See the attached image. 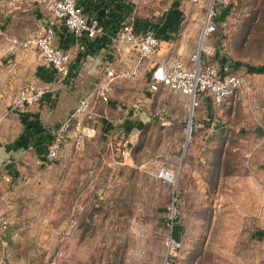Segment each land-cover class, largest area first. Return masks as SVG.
<instances>
[{
	"label": "rangeland",
	"instance_id": "374dc122",
	"mask_svg": "<svg viewBox=\"0 0 264 264\" xmlns=\"http://www.w3.org/2000/svg\"><path fill=\"white\" fill-rule=\"evenodd\" d=\"M47 1L0 0V75L22 52L39 55L13 40L43 24ZM122 1L125 20L149 30L183 7L175 37L185 36L188 60L212 0ZM217 5L215 53L203 59L245 75L252 90L191 108L180 91L149 89L157 64L146 58L94 120L71 130L55 161L27 157L11 181L0 179L10 219L0 264H264V0ZM162 166L173 181L158 175Z\"/></svg>",
	"mask_w": 264,
	"mask_h": 264
},
{
	"label": "built area",
	"instance_id": "2783aa9c",
	"mask_svg": "<svg viewBox=\"0 0 264 264\" xmlns=\"http://www.w3.org/2000/svg\"><path fill=\"white\" fill-rule=\"evenodd\" d=\"M218 1L228 2L229 0H212L210 2L204 25L199 34L197 47L189 59L185 61L180 54H176L168 61L157 64L148 81L150 90L156 91L162 87H168L171 90L180 91L189 96L191 108H195L199 104V99L202 96H209L214 104L220 105L238 92H250L252 90L253 85L245 75L225 72L212 62L203 59L215 53L210 37L217 29ZM47 6L50 14L44 19L43 24L30 30L22 40L15 38L13 41L15 44L20 43L26 48H37L43 62L53 67L61 77V86L69 89L75 76L71 67L74 53L70 48H65L56 41L57 28L65 25L81 40L78 47L85 49L89 40L106 32V27L97 14L86 12L80 0H49ZM110 35L120 45L134 46L140 58L150 57L161 44L160 37L155 31L138 32L134 20L123 23L115 33H110ZM136 75V68H108L88 94L80 98L78 108L63 119L51 133L44 153L40 157L42 162L55 161L59 157L72 130L76 113L89 112L100 98L109 99V92L117 78L135 77ZM51 90L52 87L46 84L29 80L20 86L17 98L11 108L15 110L19 106L38 103ZM92 131L95 132V129L92 128ZM157 173L161 178L173 181L174 170L171 167L162 166ZM4 180L11 181V175H4ZM168 222H172L173 232L166 239V244L173 251L180 246V241L174 234L175 224L172 215H170ZM9 224V217L0 211V237L7 232Z\"/></svg>",
	"mask_w": 264,
	"mask_h": 264
},
{
	"label": "crops",
	"instance_id": "0c3cea01",
	"mask_svg": "<svg viewBox=\"0 0 264 264\" xmlns=\"http://www.w3.org/2000/svg\"><path fill=\"white\" fill-rule=\"evenodd\" d=\"M118 3L125 5L122 0H82L81 5L88 13L97 14L102 17L104 24L106 23V32L89 40L85 49L78 47L81 40L65 25L57 28L56 41L74 53L71 67L75 76L69 89L64 90L65 87L61 86V77L53 67L40 60V53L38 55L34 50L24 51L22 55H18L17 68L11 66L3 69V74L0 75V179H4V175L7 174L13 177L22 170L24 166L20 164L21 160L26 161L27 157L38 156L45 140L61 121L72 113L80 98L88 94L108 68H136L138 74L146 58L153 60L152 65L164 63L176 54H180L187 61L186 56L189 52L183 48L185 46L183 41L186 38L184 36L178 40L175 37L176 29L183 22V7L180 5L174 7L169 15L159 21L160 24L153 30L160 37L159 48L150 57L140 58L134 46L120 45L110 35L113 30L117 31L127 22L125 20L127 9L120 8ZM136 27L141 33L150 31L146 25L140 23H136ZM125 77L117 78L116 83ZM29 78L52 87V90L40 102L12 110L9 106L15 102L21 83ZM115 84L109 92V99L100 98L89 112L75 114L72 131H76L85 122L94 120L95 108L103 100L109 103ZM203 97L208 105L214 104L209 96ZM126 121L129 131L131 121ZM37 159L41 163L40 156Z\"/></svg>",
	"mask_w": 264,
	"mask_h": 264
},
{
	"label": "trees",
	"instance_id": "16d2710c",
	"mask_svg": "<svg viewBox=\"0 0 264 264\" xmlns=\"http://www.w3.org/2000/svg\"><path fill=\"white\" fill-rule=\"evenodd\" d=\"M80 3H82V0H80ZM87 12V11H86ZM101 18V21L103 22V24H104V20L102 19V17H100ZM104 26L106 27V23L104 24ZM116 31L115 30H113V33H115ZM251 70H252V68H251ZM50 137V136H49ZM49 137L45 140V142L43 143V146H41V148L39 149V156L41 157L42 156V154L44 153V150H45V147L47 146V143H48V141H49ZM174 234H175V236L177 237V238H179V235H178V231H177V227H176V225H175V228H174Z\"/></svg>",
	"mask_w": 264,
	"mask_h": 264
},
{
	"label": "water",
	"instance_id": "95a60500",
	"mask_svg": "<svg viewBox=\"0 0 264 264\" xmlns=\"http://www.w3.org/2000/svg\"><path fill=\"white\" fill-rule=\"evenodd\" d=\"M64 90H67V88H65ZM79 105H80V100H79V102L76 104V106L73 108V111H74L76 108H78ZM73 111H72V112H73ZM70 114H71V113H70ZM70 114H69V115H70ZM69 115H68V116H69Z\"/></svg>",
	"mask_w": 264,
	"mask_h": 264
}]
</instances>
